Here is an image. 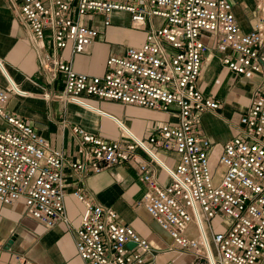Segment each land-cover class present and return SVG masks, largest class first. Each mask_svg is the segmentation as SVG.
I'll return each instance as SVG.
<instances>
[{
	"label": "built area",
	"instance_id": "2783aa9c",
	"mask_svg": "<svg viewBox=\"0 0 264 264\" xmlns=\"http://www.w3.org/2000/svg\"><path fill=\"white\" fill-rule=\"evenodd\" d=\"M253 2L256 20L245 30L230 0H21L18 15L29 40L38 49L51 47L42 53L41 65L51 80L60 77L62 83L60 93L43 90L39 97L90 109L86 98L96 97L162 112L167 118L148 132L146 143L117 120L123 139H103L71 125L79 136L78 156L67 161L62 150L52 148L31 124L6 109L9 93L30 92L14 89L4 73L9 88L0 86V202L22 200L26 211L46 227L66 223L65 166L80 176L133 162L145 184L138 206L169 240L164 251H182L192 257V264H262L264 0ZM114 11L128 13L132 29L148 26L140 45L111 53L100 75L75 71L57 56L66 47L72 53L85 52L98 31L83 18L100 15L106 27ZM203 34L216 36L214 50L229 71L247 79L262 76L239 116L236 134L217 152L201 125L202 115L220 106L198 87L204 56L211 52ZM65 127L63 122L61 129ZM161 152L174 154V163L162 161ZM72 194L84 204L74 230L83 264H156L157 252L148 240L120 222L114 209L94 203L80 187ZM219 214L228 222L213 230Z\"/></svg>",
	"mask_w": 264,
	"mask_h": 264
},
{
	"label": "crops",
	"instance_id": "0c3cea01",
	"mask_svg": "<svg viewBox=\"0 0 264 264\" xmlns=\"http://www.w3.org/2000/svg\"><path fill=\"white\" fill-rule=\"evenodd\" d=\"M230 1L241 27L250 29L256 20L253 0ZM20 3L21 0H0V64L3 68V71L0 69V86L9 88L6 74L14 89L30 92V95L9 93L6 109L31 124L52 148L62 150L67 161L76 160L78 156L79 136L73 133L71 125L112 140L124 137L119 123L144 138L157 123L167 118L162 112L119 102L120 107L116 105L118 108L114 110L106 103L111 100L102 103L96 97L86 98L93 109L56 98L45 100L39 97L38 93L43 90L50 94L60 93L62 83L60 77L51 80V74L43 69L42 53L51 52V47L47 44L44 49H38L31 43L27 26L18 15ZM121 18L124 23L119 25L117 22ZM112 20L109 26L100 24L102 36H97L85 52L72 53L66 47L57 51V56L68 61L75 71L102 74L105 60L111 53H122L126 46L140 45L144 39V35L138 33L141 30L130 27L128 13L115 11L111 15ZM202 39L211 46V52L204 56L198 87L204 95L219 100L220 106L214 112H205L201 125L205 135L215 144L214 152H217L236 134L239 116L246 110L254 89L262 82V76L255 74L247 79L235 75L220 62L219 54L214 50L216 36L203 34ZM118 44L121 46H114ZM139 117L146 119L145 127L140 126ZM63 122L67 127L61 129ZM136 152L142 154L139 149ZM159 156L170 165L174 163V154L161 152ZM153 165L158 178L164 180L165 174L159 165ZM63 176L66 223L60 221L46 227L26 211L22 200L8 205L0 202V264H83L74 243V230L84 212L83 202L72 194L77 187L94 203L114 209L120 222L146 238L153 251L157 252L154 254L156 264L193 263L192 257L182 251H164L169 240L138 206L145 184L139 180L133 162L99 172L84 171L80 176L65 166ZM227 222L228 219L219 214L212 223L213 230L221 229Z\"/></svg>",
	"mask_w": 264,
	"mask_h": 264
},
{
	"label": "rangeland",
	"instance_id": "374dc122",
	"mask_svg": "<svg viewBox=\"0 0 264 264\" xmlns=\"http://www.w3.org/2000/svg\"><path fill=\"white\" fill-rule=\"evenodd\" d=\"M115 12V11H114ZM83 20L85 21V22H88V23H90V24H92L96 29H97V31H98V36H102V33L99 31V27L102 25V16H100V15H93V14H89L88 15V17L86 16V17H84L83 18ZM111 23H113V20H112V22ZM124 22H123V19L121 18V19H119V21L117 22V24H119V25H122ZM101 24V25H100ZM102 27H104L103 25H102ZM148 29V26H146V27H144L143 29H141V31L140 32H138V33H142L143 35H145V33H146V30ZM115 47H120L121 46V44H118V45H114ZM99 100H102V99H99ZM106 100H102V101H100V102H105ZM106 103H108L109 105H111V108L112 109H114V110H117V108H118V106H119V104L117 103V102H113V101H106ZM116 105H118V106H116ZM120 107V106H119ZM137 107V106H136ZM140 108V107H139ZM135 116H139V115H135ZM140 119H139V124H140V126H142V127H145V125H146V119H144V117L142 118V117H139ZM143 139H145L144 141H145V143H146V138L144 137ZM148 144V143H147ZM213 167L216 169V171H219L220 170V167L218 166V165H216L215 163H213Z\"/></svg>",
	"mask_w": 264,
	"mask_h": 264
},
{
	"label": "water",
	"instance_id": "95a60500",
	"mask_svg": "<svg viewBox=\"0 0 264 264\" xmlns=\"http://www.w3.org/2000/svg\"><path fill=\"white\" fill-rule=\"evenodd\" d=\"M127 246L131 247L133 246V243H128Z\"/></svg>",
	"mask_w": 264,
	"mask_h": 264
}]
</instances>
